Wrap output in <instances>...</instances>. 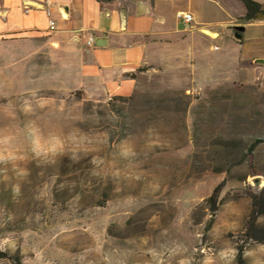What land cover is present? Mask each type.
I'll use <instances>...</instances> for the list:
<instances>
[{"label":"rangeland","instance_id":"rangeland-1","mask_svg":"<svg viewBox=\"0 0 264 264\" xmlns=\"http://www.w3.org/2000/svg\"><path fill=\"white\" fill-rule=\"evenodd\" d=\"M220 29L204 73L186 47L126 91L83 88L47 34L0 35V264H264V85Z\"/></svg>","mask_w":264,"mask_h":264},{"label":"crops","instance_id":"crops-1","mask_svg":"<svg viewBox=\"0 0 264 264\" xmlns=\"http://www.w3.org/2000/svg\"><path fill=\"white\" fill-rule=\"evenodd\" d=\"M257 1L264 7V0ZM183 2L184 7L181 0H2L0 35L47 34L50 45L73 60L83 88L126 91L132 78H123L125 73L158 64L166 56L182 57L186 47L204 73L208 69H202L201 56L206 46L217 49L213 42L224 27L239 48L232 71L242 81L252 75L264 85V17L240 21L245 10L238 0ZM180 11L191 12L193 20H179ZM220 17L224 19L216 20ZM49 19L55 23L52 30ZM215 21L222 25H212ZM236 25L244 27L241 39L234 37ZM87 35L94 37L92 45L86 44Z\"/></svg>","mask_w":264,"mask_h":264},{"label":"trees","instance_id":"trees-1","mask_svg":"<svg viewBox=\"0 0 264 264\" xmlns=\"http://www.w3.org/2000/svg\"><path fill=\"white\" fill-rule=\"evenodd\" d=\"M98 1L105 3L112 0H98ZM238 1L243 5L245 10L244 15L239 17L240 21L249 22L254 19L264 17V7L259 1L257 0H238ZM133 42L135 43L136 41ZM137 70H141V69L138 68ZM217 189L218 186L214 188L213 193H215ZM259 203L261 204L262 210L264 211V200L262 198L260 199ZM253 237L256 240L264 241V228L261 229L260 235H254ZM0 254L4 256L2 252H0Z\"/></svg>","mask_w":264,"mask_h":264},{"label":"built area","instance_id":"built-area-1","mask_svg":"<svg viewBox=\"0 0 264 264\" xmlns=\"http://www.w3.org/2000/svg\"><path fill=\"white\" fill-rule=\"evenodd\" d=\"M176 17L181 20L182 22H184L185 24L190 23L193 20V16L191 12L188 11H180L177 12ZM54 21L52 19L48 20V27L50 30H52L54 28ZM94 43V37L92 35H87L86 37V44L87 45H92ZM215 48H217V46H215Z\"/></svg>","mask_w":264,"mask_h":264},{"label":"clouds","instance_id":"clouds-1","mask_svg":"<svg viewBox=\"0 0 264 264\" xmlns=\"http://www.w3.org/2000/svg\"><path fill=\"white\" fill-rule=\"evenodd\" d=\"M42 103H43V102H42ZM4 143L7 144V140H5ZM35 144H36V146H37L38 148L43 147V146L40 144L39 137H37V139L35 140ZM58 146H59V144H58V142H56V143H54V144L51 145V148H55V147H58ZM44 150H45V151H48V150H50V149H49V148H44ZM5 151H6V153H7V157H6V158H16L15 155H14V150H8V149H5ZM2 243H7V241H6V240H5V241H0V244H2ZM225 254H227V255H231V252L229 251L228 253H225ZM35 257H36V261H37V264H38V262H39V260H40V258H41V254H40V252H36V253H35ZM26 264H27V262H26ZM180 264H186V261H180ZM205 264H210V262L206 260V261H205Z\"/></svg>","mask_w":264,"mask_h":264},{"label":"water","instance_id":"water-1","mask_svg":"<svg viewBox=\"0 0 264 264\" xmlns=\"http://www.w3.org/2000/svg\"><path fill=\"white\" fill-rule=\"evenodd\" d=\"M243 25H236L235 26V32H234V37L236 38V39H241V37H242V30H243Z\"/></svg>","mask_w":264,"mask_h":264}]
</instances>
